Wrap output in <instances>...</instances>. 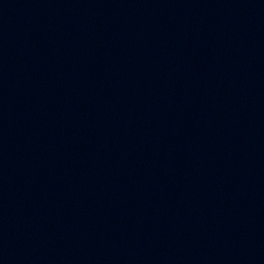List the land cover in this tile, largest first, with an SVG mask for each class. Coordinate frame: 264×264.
I'll return each mask as SVG.
<instances>
[{
	"label": "water",
	"instance_id": "95a60500",
	"mask_svg": "<svg viewBox=\"0 0 264 264\" xmlns=\"http://www.w3.org/2000/svg\"><path fill=\"white\" fill-rule=\"evenodd\" d=\"M0 264H264V0H0Z\"/></svg>",
	"mask_w": 264,
	"mask_h": 264
}]
</instances>
